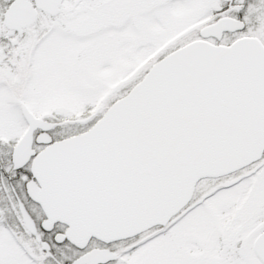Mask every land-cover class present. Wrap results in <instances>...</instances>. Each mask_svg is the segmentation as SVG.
Masks as SVG:
<instances>
[{"label":"snow or ice","instance_id":"6c2138e0","mask_svg":"<svg viewBox=\"0 0 264 264\" xmlns=\"http://www.w3.org/2000/svg\"><path fill=\"white\" fill-rule=\"evenodd\" d=\"M0 264H264V0H0Z\"/></svg>","mask_w":264,"mask_h":264}]
</instances>
